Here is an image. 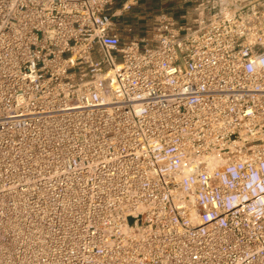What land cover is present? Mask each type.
Returning a JSON list of instances; mask_svg holds the SVG:
<instances>
[{
  "label": "built area",
  "instance_id": "built-area-1",
  "mask_svg": "<svg viewBox=\"0 0 264 264\" xmlns=\"http://www.w3.org/2000/svg\"><path fill=\"white\" fill-rule=\"evenodd\" d=\"M118 1L0 0V264H264V0Z\"/></svg>",
  "mask_w": 264,
  "mask_h": 264
},
{
  "label": "rangeland",
  "instance_id": "rangeland-1",
  "mask_svg": "<svg viewBox=\"0 0 264 264\" xmlns=\"http://www.w3.org/2000/svg\"><path fill=\"white\" fill-rule=\"evenodd\" d=\"M126 3L129 7L124 9ZM198 4L197 0H119L115 6L117 29L124 37H142L152 26L155 15L165 12L178 19L184 16L192 20Z\"/></svg>",
  "mask_w": 264,
  "mask_h": 264
}]
</instances>
